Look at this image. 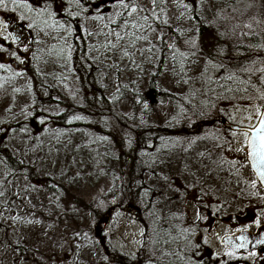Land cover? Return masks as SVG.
Listing matches in <instances>:
<instances>
[{
	"label": "rangeland",
	"instance_id": "rangeland-1",
	"mask_svg": "<svg viewBox=\"0 0 264 264\" xmlns=\"http://www.w3.org/2000/svg\"><path fill=\"white\" fill-rule=\"evenodd\" d=\"M35 1L0 5V147L36 173L0 160V264H192L170 253L195 243L223 264L220 240L239 230L256 178L249 134L224 123L252 128L264 106V0H132V15L118 0H89L80 36L35 24L53 18ZM90 78L107 97L134 90L119 107L129 122L177 130L193 107L208 123L201 136L162 133L122 153L86 127L101 125L86 113L97 112ZM151 84L163 94L143 104ZM70 110L85 114L57 125Z\"/></svg>",
	"mask_w": 264,
	"mask_h": 264
},
{
	"label": "trees",
	"instance_id": "trees-1",
	"mask_svg": "<svg viewBox=\"0 0 264 264\" xmlns=\"http://www.w3.org/2000/svg\"><path fill=\"white\" fill-rule=\"evenodd\" d=\"M189 4L193 5V2L195 0H184ZM35 6L37 8H41L42 13L46 15H53V18H45L42 16L41 18H44L43 20L40 19V14H36V21L35 24L39 23H48L51 22V25H54L62 30V32L66 30H70V28L73 30V32L77 33L78 36H80L81 29L79 27L78 21L81 20V18H85L84 15L88 14V9H90L89 0H36ZM32 15V14H31ZM55 16V18H54ZM64 34V33H63ZM78 46L77 44H74ZM255 47V46H253ZM249 48V50L246 51V49H234L233 52L230 55H227L229 58H226L228 61L233 62L237 58H240V54H238V51H243L244 53H248L250 56H254V52L256 53V50ZM85 51L81 49V55H84ZM242 55V54H241ZM244 55V54H243ZM242 57V56H241ZM214 59V58H213ZM212 59V60H213ZM216 62L218 65L222 64L221 60L219 58ZM227 62V61H226ZM240 62V59L237 61ZM235 64V63H234ZM231 66V64H230ZM222 68H230L234 70V67H222ZM232 70H227L229 72L223 73L224 76L229 80L228 77H231L230 72ZM220 80H218V83L226 80L225 78L219 77ZM222 80V81H221ZM96 80L94 78H90L86 83L87 85L92 86V89H90L88 92V101L89 102H96L93 105L96 106L97 112H90L91 110L87 109L88 111L86 113H89L87 115H90V117H96L97 121L102 125L103 122H100L101 120L104 121L103 126L95 123V125H92L90 122L87 124L86 127H89L91 129H97L101 132L102 136L104 137H110L111 139H115V144L119 146L120 151L123 153L126 151V145L130 144V146H133L137 143L147 142V143H154L157 139H159L160 135H164L162 133H176L185 135L186 132L191 131L193 129H196V134L198 136L200 133H202L203 129L202 127H205V125L208 123V121L205 122V118L202 112H199L197 110H194L193 107H190V112L192 114H187L188 112L183 115L180 119V123L177 130L171 129V128H153L149 125H143L137 121L135 122H129L128 117L123 116L120 112V105L124 100L131 99V101H135L132 97H130V94L132 92L134 93V90H129L126 86L121 87L117 92H115L111 97H107L105 94H103V89L98 86V84L95 83ZM231 85L235 86V81L231 83ZM148 90L146 93L143 94L140 98L141 103H149L153 104L156 99L163 94L161 92H158L153 84L149 85L147 88ZM153 97L155 100H153ZM157 99V100H158ZM153 100V101H151ZM152 102V103H151ZM155 104V103H154ZM83 112H76V110H70L66 113H63L62 115L56 117V124L59 126H65L67 125V122L71 119L69 114H76V113H84ZM97 113V114H96ZM200 113V114H198ZM92 115V116H91ZM106 120H110L113 123L110 125L112 129H108V122ZM215 123H219V120H214ZM205 123V124H204ZM117 127H115V126ZM225 126V124H224ZM226 127V126H225ZM102 129V130H100ZM155 129V130H154ZM167 131V132H165ZM138 141H137V140ZM120 144V145H119ZM135 147V146H134ZM0 153L3 165H7L11 173L14 175L16 174H24L29 179L32 180L36 173L32 168H29L25 165H23L21 162H18L17 159L11 157V155L8 152H5L2 147H0ZM134 159H131V164ZM51 190L55 189L54 187H50ZM136 264V263H135Z\"/></svg>",
	"mask_w": 264,
	"mask_h": 264
},
{
	"label": "flooded vegetation",
	"instance_id": "flooded-vegetation-1",
	"mask_svg": "<svg viewBox=\"0 0 264 264\" xmlns=\"http://www.w3.org/2000/svg\"><path fill=\"white\" fill-rule=\"evenodd\" d=\"M257 181L255 178L254 184L248 185V189L242 192L245 205L241 214L242 218L236 224L239 230L222 236L220 240L221 246L228 254L221 257L223 264H264V189ZM191 249L190 255L186 253L188 251L182 255L173 254L172 251L170 254L177 257L176 260L192 258V264H220L221 262L216 260L217 256L214 257L211 248L195 243Z\"/></svg>",
	"mask_w": 264,
	"mask_h": 264
},
{
	"label": "snow or ice",
	"instance_id": "snow-or-ice-1",
	"mask_svg": "<svg viewBox=\"0 0 264 264\" xmlns=\"http://www.w3.org/2000/svg\"><path fill=\"white\" fill-rule=\"evenodd\" d=\"M13 4L18 7H27L30 11L32 10L29 5L21 2V0H11ZM118 3L125 9H129V15H132L138 11V6L132 3V0H118ZM155 3V0H153ZM0 5L7 7V0H0ZM147 20V17L144 18ZM31 26V25H30ZM135 27V25H133ZM117 39H122L119 33L116 34ZM251 151L249 155L251 156L253 167L256 169L259 177L264 181V113L260 114V128L257 135L253 136L251 140ZM243 247V245H241Z\"/></svg>",
	"mask_w": 264,
	"mask_h": 264
},
{
	"label": "water",
	"instance_id": "water-1",
	"mask_svg": "<svg viewBox=\"0 0 264 264\" xmlns=\"http://www.w3.org/2000/svg\"><path fill=\"white\" fill-rule=\"evenodd\" d=\"M262 108L263 109H262V112L261 113H264V107H262ZM258 119L259 120H258L257 124L252 129L251 128H239L238 126H231L234 130H240L241 129V130H244V131H246V132H248L250 134V138H249V150H248L249 153L251 151V146H250L251 140H252L253 136L257 135V132H258V130L260 128V117ZM248 160H249V163H250V166H251L253 172L255 173V175H256V177L258 179V182H260V184L264 188V181H262L260 179L259 174L257 173L256 169L253 167V162H252V159H251V156L250 155L248 156Z\"/></svg>",
	"mask_w": 264,
	"mask_h": 264
}]
</instances>
